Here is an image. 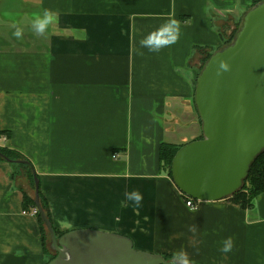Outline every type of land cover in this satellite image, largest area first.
<instances>
[{"label":"crops","instance_id":"0c3cea01","mask_svg":"<svg viewBox=\"0 0 264 264\" xmlns=\"http://www.w3.org/2000/svg\"><path fill=\"white\" fill-rule=\"evenodd\" d=\"M259 1L0 0V147L29 162L0 157V264L48 261L30 214L33 175L61 234H118L134 250H183L194 264H264V193L256 205L190 209L159 158L161 144L201 135L193 94L202 60ZM45 10L57 19L39 33L34 20ZM170 19L177 42L141 48ZM132 191L143 196L139 207Z\"/></svg>","mask_w":264,"mask_h":264},{"label":"water","instance_id":"95a60500","mask_svg":"<svg viewBox=\"0 0 264 264\" xmlns=\"http://www.w3.org/2000/svg\"><path fill=\"white\" fill-rule=\"evenodd\" d=\"M193 100L201 138L176 151L171 179L194 200L227 199L242 188L252 163L264 152V0L245 12L232 41L206 60ZM0 157L29 164L1 151ZM33 179L35 206L56 253L46 264H171L160 254L134 250L130 239L118 234L80 229L56 237L40 204L35 175Z\"/></svg>","mask_w":264,"mask_h":264},{"label":"trees","instance_id":"16d2710c","mask_svg":"<svg viewBox=\"0 0 264 264\" xmlns=\"http://www.w3.org/2000/svg\"><path fill=\"white\" fill-rule=\"evenodd\" d=\"M240 24H241V20H240L239 25L235 28V30H233V32L231 33V35L229 36L228 40L225 42L224 45H226L232 41L234 34L236 33V31L240 27ZM211 54H212V52H207L205 54V57L202 60V63L199 67V72ZM1 136H3V135H1ZM199 138H201V136ZM180 147L181 146H176V145L168 144V143H163L160 145L159 158H160V161L162 162V164L166 167L168 174L170 176H171L172 158H173L174 154L176 153V151ZM0 151L2 153H4L5 155H8L4 148L0 147ZM262 193H264V152H262L252 163L250 170L248 172L247 178L244 181L242 188L239 191H237L235 194H233L232 196L228 197L227 199L230 200L231 202H234V203L240 205L241 207H246V206H250L253 199ZM39 199H40V204H41L47 218L50 220L49 210L47 208L45 201L43 200L42 196L40 195V192H39ZM30 202H31V206L34 208L35 207L34 199H32ZM35 216L38 219L39 228H40V232L42 235V240H44V246H46V251H47V253H49V258H48V261H49L56 255V253L52 250H51V252H52L51 253L49 251V249L47 248L46 237L48 236V238H49V234H48V232L44 226L43 221L41 220V218L38 214V211H37ZM55 233H56L57 237H59L63 234V233L61 234V233L57 232L56 230H55ZM49 241H50V238H49ZM163 257L166 260H171V258H172L169 255H163Z\"/></svg>","mask_w":264,"mask_h":264},{"label":"clouds","instance_id":"9594fccd","mask_svg":"<svg viewBox=\"0 0 264 264\" xmlns=\"http://www.w3.org/2000/svg\"><path fill=\"white\" fill-rule=\"evenodd\" d=\"M51 12L45 10L43 17H36L34 27L37 32L43 33L50 23L56 20ZM13 35L20 39L22 37V29L17 27ZM180 37V25L176 19H170L165 24L161 25L155 31L150 32L145 38L140 40L141 48H147L151 52H159L162 48L173 45ZM222 68L226 69L227 65L221 62ZM127 199L132 201L134 206L139 207L143 196L139 191H132L128 194ZM195 231V228L192 229ZM233 240L231 237L224 241L222 252L228 253L232 250ZM171 264H194L186 252L183 250L173 253Z\"/></svg>","mask_w":264,"mask_h":264},{"label":"built area","instance_id":"2783aa9c","mask_svg":"<svg viewBox=\"0 0 264 264\" xmlns=\"http://www.w3.org/2000/svg\"><path fill=\"white\" fill-rule=\"evenodd\" d=\"M4 139H6V136H2ZM200 201L198 200H194L191 197L186 196L185 197V205L190 208V209H194L196 207V205L199 203ZM37 213V208H32V210L30 211L31 215H36Z\"/></svg>","mask_w":264,"mask_h":264},{"label":"rangeland","instance_id":"374dc122","mask_svg":"<svg viewBox=\"0 0 264 264\" xmlns=\"http://www.w3.org/2000/svg\"><path fill=\"white\" fill-rule=\"evenodd\" d=\"M200 136H201V135H200ZM200 136H199V137H200ZM257 198H258V197L254 198L253 203H252L253 205H256ZM46 245H47V248L49 249V251L51 252V249H52V248H51V246H50V241H49L48 236L46 237ZM52 250H53V249H52ZM51 253H52V252H51Z\"/></svg>","mask_w":264,"mask_h":264}]
</instances>
